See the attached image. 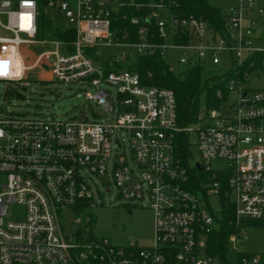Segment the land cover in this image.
<instances>
[{
  "label": "built area",
  "instance_id": "obj_1",
  "mask_svg": "<svg viewBox=\"0 0 264 264\" xmlns=\"http://www.w3.org/2000/svg\"><path fill=\"white\" fill-rule=\"evenodd\" d=\"M48 5L59 9L54 28L72 29L73 39L38 38V0H0V94L18 95L17 88L28 85L27 73L39 69L47 79L91 86L84 96L99 107L93 113L100 119L0 111V264H231L230 243L235 264H264V254L238 249L243 226L228 235L225 252L209 253L220 213L208 201L210 195L228 198L237 226L264 220V84L253 88L248 81L252 70L264 69V0H238L223 11V33L202 18L174 13L171 0ZM125 9L139 13L129 16ZM119 20L137 27L135 34ZM47 43L55 49L27 60L28 46ZM170 50L178 52L181 71L206 60L218 65L223 53L235 62L225 72L233 75L228 92L216 93L220 106L197 113L195 129L179 123L174 91L143 84L134 67L139 56L166 60ZM232 91L235 99L227 106ZM191 132L200 153L195 167L211 175L197 191L189 187L191 166L177 145V135ZM125 142L128 154L121 150ZM216 159L227 160L228 169L212 170ZM93 177L113 180L125 204L149 203L152 246H115L91 235V218L84 216L65 234L59 211L94 206Z\"/></svg>",
  "mask_w": 264,
  "mask_h": 264
},
{
  "label": "rangeland",
  "instance_id": "obj_2",
  "mask_svg": "<svg viewBox=\"0 0 264 264\" xmlns=\"http://www.w3.org/2000/svg\"><path fill=\"white\" fill-rule=\"evenodd\" d=\"M71 5H75L76 0H67ZM211 5L228 10L231 6L237 4L238 0H207ZM41 22L48 18L50 26L56 24L59 17L57 6L49 7L48 0H38ZM43 16V17H42ZM52 24V25H51ZM48 32V30H47ZM46 32V33H47ZM50 32L45 36L50 37ZM44 36H38L43 38ZM52 43L44 45H30L25 50L27 60L32 57H38L40 54L54 50ZM135 57V55H134ZM179 54L175 50L168 52L166 62L178 73L177 59ZM235 66L231 56L223 53L218 65H212L208 60L205 63L206 77L219 76L225 72L231 71ZM177 70V71H176ZM27 86L17 88L16 94H0V111H14L16 113L24 112L30 116L54 117L60 120H88L100 119L93 111H99V107L93 102H89L84 92L91 89L88 84H65L58 80H51L45 77V74L39 69L31 70L26 77ZM249 86L259 88L264 84V69H254L248 76ZM215 85L214 80L209 81V88ZM112 92L115 89L110 87ZM207 91H203L199 98L198 113L208 109ZM235 99V92L232 91L225 103L231 105ZM192 128H197L196 120L191 124ZM121 150L129 153L127 142ZM189 148L191 156L189 165L195 167V163L200 159V153L197 146V134L191 132L189 135ZM211 168L214 171L228 169V163L225 159H216L211 162ZM203 175H208L204 170ZM204 179V178H203ZM96 185L94 194V206H80L78 208H63L59 211L60 222L66 235L70 234L73 228V222L77 216L90 217L91 222L87 225V230L97 238H108L111 244L115 246L127 247L129 243L136 242L139 247H149L154 244L155 236V216L154 211L147 201L125 204L124 199L118 194L115 183L110 181L102 182L99 178L93 177ZM206 180V178L204 179ZM110 188L107 192L106 189ZM210 207L214 213L222 210L220 196H208ZM10 211L21 212V208H11ZM248 221L244 224L245 238L239 243L238 249L241 252L252 254H264V225H253ZM227 258L231 264H235L236 250L232 243L228 244Z\"/></svg>",
  "mask_w": 264,
  "mask_h": 264
},
{
  "label": "trees",
  "instance_id": "obj_3",
  "mask_svg": "<svg viewBox=\"0 0 264 264\" xmlns=\"http://www.w3.org/2000/svg\"><path fill=\"white\" fill-rule=\"evenodd\" d=\"M170 1V0H169ZM175 1L176 6L172 7V11L180 16L194 15L205 20L209 27L215 31H225V18L223 10L219 7L211 5L207 0H171ZM132 16L139 13L133 9H125ZM43 17V16H42ZM39 16V36H45L50 32V36L57 38L68 37L73 39L75 34L72 29L62 30L50 26L48 18L41 22ZM119 25L132 30L135 34L137 27L130 24L128 20H119ZM52 25V24H51ZM48 30V32H47ZM47 32V33H46ZM136 39V35L133 40ZM135 70L139 72L141 81L145 85L167 87L174 91L177 101L178 121L181 125L191 124L196 120L199 110V98L203 91H207V103L209 108H217L221 104V100L217 98L216 93L222 90L224 94L228 92L227 81L233 75L224 73L221 76L206 77V67L202 65H192L184 70L178 69V73L170 69V66L159 55H143L136 58ZM177 71V70H176ZM215 81V85L209 88V81ZM177 145L180 156L185 165H189V157L191 156L189 148V136L185 134L177 135ZM190 175L192 176L189 187L193 191L200 188L202 179L208 180L211 175H203L201 170L196 167H190ZM226 188L225 182L222 189ZM222 210L220 213V229L213 232L209 240V253L216 255L225 252L227 249V237L237 228L244 226L248 221H252L253 225H264V220H244L239 226L235 224L233 217V205L223 194L220 195Z\"/></svg>",
  "mask_w": 264,
  "mask_h": 264
},
{
  "label": "water",
  "instance_id": "obj_4",
  "mask_svg": "<svg viewBox=\"0 0 264 264\" xmlns=\"http://www.w3.org/2000/svg\"><path fill=\"white\" fill-rule=\"evenodd\" d=\"M198 169H201V166L199 164L196 165Z\"/></svg>",
  "mask_w": 264,
  "mask_h": 264
}]
</instances>
